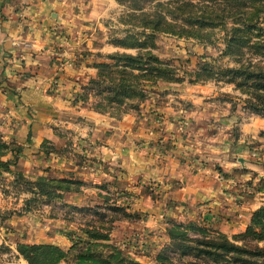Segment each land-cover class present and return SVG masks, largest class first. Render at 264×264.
<instances>
[{
    "label": "rangeland",
    "instance_id": "obj_1",
    "mask_svg": "<svg viewBox=\"0 0 264 264\" xmlns=\"http://www.w3.org/2000/svg\"><path fill=\"white\" fill-rule=\"evenodd\" d=\"M40 1L39 22L56 40L23 76L28 100L16 86L0 89V137L21 147L0 172V264H28L18 242L67 249L88 239L86 227L142 264L158 263L174 222L206 228L191 238L222 232L243 244L239 233L264 208V89L253 82L264 73V0ZM115 52L158 55L180 80L144 82L121 116L96 109L107 91L89 80ZM204 62L217 76L191 81ZM15 172L78 182L24 210L31 193L11 183ZM168 252L174 264H237L233 252Z\"/></svg>",
    "mask_w": 264,
    "mask_h": 264
},
{
    "label": "trees",
    "instance_id": "obj_2",
    "mask_svg": "<svg viewBox=\"0 0 264 264\" xmlns=\"http://www.w3.org/2000/svg\"><path fill=\"white\" fill-rule=\"evenodd\" d=\"M112 61H101L96 64L97 73L89 81L95 85L103 86L105 99L98 100L93 106L96 109L108 111L111 115L121 116L127 108L138 105V103H127L129 99H142L145 95L144 82L151 81L159 83L164 80H180V76L166 65L158 55L153 53H125L115 52L108 54ZM240 73L233 69L229 79L237 77ZM194 78L191 81L204 80L216 77L214 69L209 63L204 62L200 68L193 70ZM252 74V73H249ZM258 80H254L256 87L264 89V73H257ZM240 82V81H239ZM21 147L11 148L9 144L0 137V172L11 171V161L17 157ZM11 151L13 158H3ZM78 181L71 177H47L40 175L31 180L23 176L21 172H15L11 183L30 192V196L24 199V210L31 208V204L39 197H61L66 190L73 188ZM189 230L207 232L206 228L193 220L187 223H172L167 234L170 242L158 254L157 264H174L169 256V250L179 251L181 254L196 252L206 257H222L233 252L232 261L237 264H264V245H259V240H264V208L255 209L250 220L239 237L244 239L243 244H237L229 240L222 233L203 238H191ZM88 239L77 240L64 249L61 246L49 242H18L17 251L28 262V264H58L67 260L68 264H142L136 259L125 257L121 249L114 245L103 243L101 239H107L108 233L95 228L84 229ZM253 241V242H252ZM255 241V242H254ZM102 246H107L106 250ZM219 260V259H218ZM177 264V263H175Z\"/></svg>",
    "mask_w": 264,
    "mask_h": 264
},
{
    "label": "crops",
    "instance_id": "obj_3",
    "mask_svg": "<svg viewBox=\"0 0 264 264\" xmlns=\"http://www.w3.org/2000/svg\"><path fill=\"white\" fill-rule=\"evenodd\" d=\"M46 6L47 4L40 0H0V89H12L16 86V90L23 93L21 97L25 96L21 98L22 100H28L26 93L30 89L28 86L30 76L28 78L23 76L30 74L34 69L37 71L40 59L49 51L45 44L48 38L49 41L56 40L53 35H48L45 27L42 28L45 23L39 22L41 11ZM41 28L43 33L39 31ZM36 39L37 42H34ZM4 85L7 87H3ZM32 127L29 121L27 133L32 132ZM40 135L42 134H34L36 138H41ZM218 201L214 199L209 204H218ZM201 210L204 212L200 207L199 211ZM213 210L217 212L216 209ZM215 216L217 220L222 218L217 213L213 217ZM221 229L226 230L222 224ZM19 264L25 263L22 261Z\"/></svg>",
    "mask_w": 264,
    "mask_h": 264
}]
</instances>
